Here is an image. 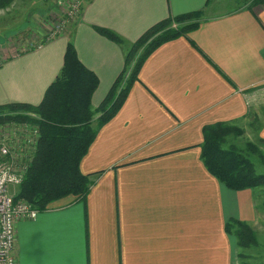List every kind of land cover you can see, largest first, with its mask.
I'll use <instances>...</instances> for the list:
<instances>
[{
	"label": "crops",
	"instance_id": "0c3cea01",
	"mask_svg": "<svg viewBox=\"0 0 264 264\" xmlns=\"http://www.w3.org/2000/svg\"><path fill=\"white\" fill-rule=\"evenodd\" d=\"M30 1L26 11L27 0L0 8V20L19 12L29 22L4 20L2 31L17 29L9 34L34 33L29 37L36 39L30 48L20 42L0 47V105L39 104L61 70L73 32L78 59L98 78L95 109L124 65L122 48L95 27L131 43L156 22L206 3L80 0L64 33L39 42L52 23L47 18L59 12L49 6L68 0ZM229 1L209 2L206 19L188 38L165 42L146 58L139 81L80 161L84 174L103 172L84 201L54 202L34 220L16 224L17 264L234 263L235 240L224 225L257 216L246 198L250 190L220 184L206 170L200 145L204 125H238L256 100L253 109L262 119L256 115L254 134L264 139V5L251 9L235 0L232 9H221Z\"/></svg>",
	"mask_w": 264,
	"mask_h": 264
},
{
	"label": "trees",
	"instance_id": "16d2710c",
	"mask_svg": "<svg viewBox=\"0 0 264 264\" xmlns=\"http://www.w3.org/2000/svg\"><path fill=\"white\" fill-rule=\"evenodd\" d=\"M11 1L0 0V8L9 6ZM211 1L206 0L203 9L168 16L156 22L131 43L109 29L95 27L101 35L118 44L124 54L121 72L95 109H92L91 98L98 78L78 59L73 32L69 33L61 70L47 87L41 102L37 105H0V121L27 120L37 124L40 133L37 152L23 181L16 187L15 198L25 200L38 212L63 199L85 200L103 172L84 174L80 171V161L98 131L124 104L131 87L139 81V71L146 58L165 42L179 37L188 38L189 33L198 29L206 19L204 9ZM245 2L251 9L264 5V0ZM190 42L198 49L193 41ZM22 112L36 116L30 117ZM241 134L242 129L229 122L204 125L200 158L206 170L225 188L235 192L262 189L264 139L247 141L240 149L228 139ZM224 230L234 238L236 248L241 250L237 255L239 262L232 264H246V250L258 247L254 230L245 221L234 218L225 222Z\"/></svg>",
	"mask_w": 264,
	"mask_h": 264
},
{
	"label": "built area",
	"instance_id": "2783aa9c",
	"mask_svg": "<svg viewBox=\"0 0 264 264\" xmlns=\"http://www.w3.org/2000/svg\"><path fill=\"white\" fill-rule=\"evenodd\" d=\"M80 4V0H73L65 11L66 17L52 25L48 38L64 33L68 19L79 14ZM39 136V127L33 122L0 121V264H17L16 224L20 220H34L39 214L28 202L15 198L16 191L12 190L24 179L37 152Z\"/></svg>",
	"mask_w": 264,
	"mask_h": 264
},
{
	"label": "rangeland",
	"instance_id": "374dc122",
	"mask_svg": "<svg viewBox=\"0 0 264 264\" xmlns=\"http://www.w3.org/2000/svg\"><path fill=\"white\" fill-rule=\"evenodd\" d=\"M224 1L225 0H220V2H224ZM31 2L32 1L27 0V2L21 7V11L22 9L23 10L28 9L31 6ZM46 2L48 3V0H46ZM62 2L63 3L60 6L56 5L55 3L53 4V6H49L50 10L53 9L55 11L56 9H58L59 12L57 13L58 14L57 16H53L54 19L51 16L47 15V17L49 16L48 18L46 17L48 21H52L48 32L51 31L52 25H54L55 23H60L66 17L65 11L67 10V7L73 3V0H70L68 3H65L66 1H62ZM241 3L242 1L238 2V4H241ZM236 5L237 4L235 3V0H230L229 3L222 5L221 9L229 10V9H232ZM54 11L52 12L51 10L52 14H55ZM24 18H25L24 15H20L19 12H16V13L9 12L7 13V15L3 16V19L6 20L5 22L20 21L21 22L20 25L23 22H24V25H28L29 22L23 21ZM27 18L28 17H26V19ZM16 19H19V20H16ZM4 20L1 19L0 24L2 23L1 21L4 22ZM2 29H3V25L0 26V47L7 48L8 44L15 45L17 44V42H20V44L28 43L29 46H26V48H30L32 45H36L35 44L36 39H33V37H29V36L34 35V33L27 32V33H22L21 36H18L16 34L15 36H11L9 33L14 29L8 30V31H5V30L2 31ZM69 32L70 31H68V33ZM47 38H48V33L47 35H43L42 37H39L37 40L39 42H42L46 40ZM10 48H12V46H10ZM256 89H258V87H256ZM256 102H258V100L248 102V107H250L253 111L250 110L245 116V118L243 119V121L239 122L238 125L236 124L238 127H240V129H242V134L239 136L233 137L232 139H228V141L231 142V144L235 145L237 148L243 149L247 141H251V140L256 141L257 139L255 138L256 134L254 133L256 132V120H257L256 115L260 114V112L257 108L253 109V106L254 104H256ZM27 113H31V112H27ZM257 117L259 116L257 115ZM258 171L261 172L262 170L258 169ZM12 190L16 191V188H12ZM246 196H247L246 197L247 199H250L252 203V207L255 209V213L257 216L255 218L253 217L252 221H249V222L245 221V222L248 223L249 226L254 230L256 237H257V241H258V247L249 248L248 250H246V254H248V257L244 261L246 264H264V187L258 190L256 189L250 190V193H248ZM240 252L241 250L236 248V253L234 256L235 263L239 262V258H237V255Z\"/></svg>",
	"mask_w": 264,
	"mask_h": 264
},
{
	"label": "bare ground",
	"instance_id": "6f19581e",
	"mask_svg": "<svg viewBox=\"0 0 264 264\" xmlns=\"http://www.w3.org/2000/svg\"><path fill=\"white\" fill-rule=\"evenodd\" d=\"M50 40V39H49Z\"/></svg>",
	"mask_w": 264,
	"mask_h": 264
}]
</instances>
